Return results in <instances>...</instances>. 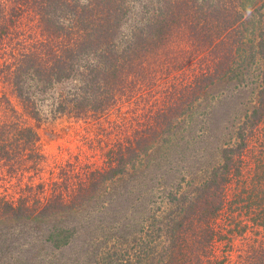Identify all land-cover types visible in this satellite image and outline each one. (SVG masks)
Returning a JSON list of instances; mask_svg holds the SVG:
<instances>
[{"label":"trees","instance_id":"trees-1","mask_svg":"<svg viewBox=\"0 0 264 264\" xmlns=\"http://www.w3.org/2000/svg\"><path fill=\"white\" fill-rule=\"evenodd\" d=\"M0 49L3 57L13 58L1 73L23 110L0 97V171L8 166L14 174L42 172L39 129L22 120L25 114L43 120L40 101L49 102V117L99 119L103 114L124 126L129 111L123 98L138 84L180 78L178 88L164 89L163 100L131 136L103 153V165L89 164L90 159L85 165L71 154L69 166L36 189L27 186L16 201L0 193V230L12 226L14 233L16 226L47 224L60 216L76 220L80 209L104 198L107 182L147 165L157 146L168 144L194 116L206 114L211 89L240 75L232 67L237 60L251 66L257 56L264 59V0H0ZM192 65L199 67L197 74L188 72ZM260 74L259 100L239 127V142L222 149L221 165L208 180L192 192L167 193L160 203L167 207L148 216L137 249L84 245L70 264H86L81 254L92 257L91 264H215L222 252L217 245L224 242L230 251L236 244L230 233L257 246L239 264H264V67ZM78 80L79 87L56 93ZM251 138L260 149L246 167ZM224 212L235 231L228 224L227 231L224 224L216 226ZM21 248L9 255L12 264L26 262L20 250L27 249ZM43 249L36 247L32 263L44 258ZM54 260L43 264H57Z\"/></svg>","mask_w":264,"mask_h":264},{"label":"rangeland","instance_id":"rangeland-1","mask_svg":"<svg viewBox=\"0 0 264 264\" xmlns=\"http://www.w3.org/2000/svg\"><path fill=\"white\" fill-rule=\"evenodd\" d=\"M7 45L10 47L9 44ZM5 48L7 47L3 49ZM1 49L0 97L3 95L9 97L11 103L22 113L21 104L12 85L5 79V74L1 73L4 63H11L13 58L3 57L4 51ZM10 53V51L6 52V55ZM250 63V61L243 62L242 59L237 60L232 67L240 75L211 89L204 102L208 108L206 114L194 116L183 125L168 144L157 146L151 152L150 162L147 165H140L128 175L107 182L104 186L107 193L104 198H99L97 202H91L80 209L76 220L60 216L47 224L20 228L16 226L14 233L10 232L12 226H2L0 247L4 250L0 253V264H12L9 255L15 251L14 248L19 249L21 246L27 249L26 253L22 250L20 252L28 264H43L46 261L49 263L54 259L57 264H70L73 257L84 249V245H87L86 248L97 245L98 250L109 245H131L132 248L137 249L134 246L137 245L136 237H139L142 226L147 223L146 220H149L148 216L154 210L160 211L159 206L161 209L167 207L161 205L167 193L192 192L194 188L208 180L213 168L221 165L222 149L235 147L238 144L239 127L257 105L262 86L260 72L264 67V59L257 56L251 66ZM198 69L199 67L192 65L188 72L193 71L197 74ZM157 78L151 83L148 82L149 84H138L136 92L127 96L130 100L127 97L123 98L124 111H129L125 121L127 125L124 126L116 116L107 117L103 114L99 119L93 116L83 119L49 117L47 116L50 109L49 102L40 101L44 111L43 120L39 123L26 114L22 120L27 125L39 129L42 145L40 153L45 156L41 164L42 172L33 174L34 171H18L14 174L10 173L6 166L0 171V193L8 200L16 201L27 186L36 189L41 182L47 183L52 178V174L58 175L60 167L69 166L66 160L71 154L78 155L85 165L88 159H90L89 164L103 165V153L119 138L125 135L131 136L138 121H141L145 114L152 113L150 109L158 106L159 104L156 103L163 100L161 93L167 86L170 84L177 86L180 83V78L176 75L166 79ZM68 85L59 86L56 93L66 92L68 89L72 91L73 85L79 87L82 82L78 80ZM115 124L122 128H115ZM253 141V138L248 140L249 146L244 155L246 167H252L253 152L260 149L259 143L254 144ZM50 187L46 185V189L50 190ZM43 202L44 199L41 200V203ZM104 204L109 205L103 207ZM228 214L221 213L216 221V226L224 224L223 231L228 229L226 225H229V222L226 220L231 219ZM234 229L230 224L229 230ZM230 235L235 239L236 244L230 245L233 246L230 251H226L229 245H224V242L217 245L219 247L217 252H222L219 258H215V264H239L243 257L251 253L253 247H257L244 244L236 233ZM118 239L120 243H116ZM35 246L37 249L44 247L41 254L44 258H41L39 263L36 260L32 263L34 259L32 256L37 252ZM79 259L86 264L94 261L92 257H83V254Z\"/></svg>","mask_w":264,"mask_h":264}]
</instances>
